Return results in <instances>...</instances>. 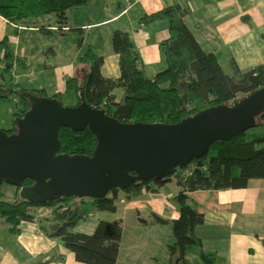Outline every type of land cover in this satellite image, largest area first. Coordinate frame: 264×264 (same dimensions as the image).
<instances>
[{"label":"trees","instance_id":"16d2710c","mask_svg":"<svg viewBox=\"0 0 264 264\" xmlns=\"http://www.w3.org/2000/svg\"><path fill=\"white\" fill-rule=\"evenodd\" d=\"M89 0H0V15L13 23H33L47 15L57 17L58 31L67 27V12L79 8ZM185 11L179 6H168L142 18L144 23L156 20L169 25V38L161 43L165 68L153 78L141 69V57L129 34L120 30L113 33V50L119 55L120 75L117 79L101 74L103 58L91 50L81 57L87 70L81 78L66 81L65 90L75 91L77 104L84 100L89 106L101 109L121 123L177 124L185 118L219 105H232L250 93L264 87V65L248 71L234 66L231 75L223 70L219 59L206 53L184 22ZM48 30V29H47ZM264 39V34L262 35ZM81 44V41H80ZM3 51V52H2ZM14 54L4 40L0 42V61L11 66ZM8 70V69H5ZM15 93L20 110L14 112L15 121L31 107L27 95L47 97L44 90H29L19 84L5 81L0 84V98ZM117 92H122L120 99ZM63 93L53 97L59 101ZM13 133L14 127L5 130ZM61 154L91 156L97 138L89 128L75 132L62 128L59 132ZM175 179L180 190L175 198L180 212L178 220L171 222L174 243L168 252L171 264H190L186 255L193 247H201L195 228L205 222V215L188 202V194L196 191L242 189L252 179H264V111L255 118V126L239 137L209 147L200 159L178 167L164 180L152 179L134 182L125 190H112L102 200L76 197H55L47 202H28L19 197L20 186H14L16 202L0 199V218H4L11 232H17L22 221H33L32 208H47L50 215L41 225L42 231L71 251L82 264H116L119 256L123 228L119 222L100 221L96 231L89 235L76 230L87 215L91 203L97 211L116 212L119 193L129 200L136 199L142 189L150 185L161 187ZM34 185L26 179L23 188ZM160 224H169L159 217ZM207 264L214 255L200 251Z\"/></svg>","mask_w":264,"mask_h":264},{"label":"crops","instance_id":"0c3cea01","mask_svg":"<svg viewBox=\"0 0 264 264\" xmlns=\"http://www.w3.org/2000/svg\"><path fill=\"white\" fill-rule=\"evenodd\" d=\"M168 6H179L185 11L184 22L196 41L206 53L214 54L219 59L226 74L231 75L234 66L248 71L264 65V0H89L79 9L97 15L75 21L72 27L67 24L68 30L63 34L72 29L85 34L111 26L100 44L83 37L81 50L87 45V52L91 50L102 57L101 74L105 78L117 79L120 75V57L113 50L112 37L116 30L127 32L140 54L141 69L147 77L153 78L165 68L160 46L169 38V25L162 20L144 23L142 18ZM49 16L33 23H13L0 15V42L5 40L14 54L11 66L21 68L16 78L32 81L34 46L24 36L41 30L47 35L57 31L58 26L52 24ZM102 37L96 36L95 39ZM49 51L56 58L55 51ZM38 61L44 68L52 67L47 66L43 58ZM0 64L4 70L11 68L4 61H0ZM86 70L87 66L83 63L77 75L72 77L81 78ZM70 73L73 75V71ZM12 76H16L14 70ZM72 77L66 78L63 84L66 85V81ZM29 90L45 91L44 88ZM65 91V87H62L57 93ZM167 186H171L169 193H166ZM179 190L176 180L171 179L161 187L150 185L142 189L134 200H129L120 192L116 204H123L128 210L137 209L138 220L144 224H160L155 220L157 216L169 222L160 225L170 226L180 217L175 200ZM188 195V202L205 215V222L195 228V235L202 243L198 251L192 254L195 260L197 253L201 262L207 264L200 256L203 250L214 255L212 264H264V179H252L242 189L196 191ZM31 212L34 220L22 221L17 232H11L6 222V228L0 229V264H82L58 240L49 238L42 231L41 225L49 217L50 210L35 207ZM93 217L92 213H87L77 224L76 230L91 235L100 221L114 222L108 216ZM122 238L116 264H159L158 254L151 249H122ZM173 243L167 244V249H162L163 264H171L168 247ZM193 252L191 249L186 255L190 264H193L190 257Z\"/></svg>","mask_w":264,"mask_h":264},{"label":"water","instance_id":"95a60500","mask_svg":"<svg viewBox=\"0 0 264 264\" xmlns=\"http://www.w3.org/2000/svg\"><path fill=\"white\" fill-rule=\"evenodd\" d=\"M27 97L31 107L15 121L13 133L0 130V187L20 186L19 197L28 202L58 196L102 200L137 181L167 179L178 167L203 157L210 146L253 128L264 111V87L177 124L121 123L84 100L64 107L53 98ZM62 128H89L98 141L93 154L59 153ZM26 179L34 185L23 188Z\"/></svg>","mask_w":264,"mask_h":264},{"label":"rangeland","instance_id":"374dc122","mask_svg":"<svg viewBox=\"0 0 264 264\" xmlns=\"http://www.w3.org/2000/svg\"><path fill=\"white\" fill-rule=\"evenodd\" d=\"M86 10L79 8H72L68 11V24L69 26H74L75 21L86 20L88 17L96 16L97 14L91 15L89 12L84 14ZM51 17L52 24L58 26L55 15ZM40 26H42L40 24ZM100 29V31L93 30L87 31L85 34L79 33L78 30H70L65 34L55 31L52 34H45L43 30L40 32L31 33L29 36H24L27 41H30L34 46L33 65L34 70L31 78V82L24 78H16L20 75L21 68L17 65L11 66L10 69L4 70L0 68V83L5 81H11L12 83H19L21 86L27 89H42L46 91V95L51 97L57 93L59 88L65 87V79L68 77L76 76L79 67L82 68V62L80 61L81 56L87 52V45L81 50L82 38H86L88 41H97L99 44L105 40V35L109 32V28ZM43 29V27H40ZM103 36L102 38L96 40L95 37ZM102 39V40H101ZM53 49L56 53V58L49 54V50ZM43 58L46 65L51 67L49 69L44 68L43 64H38V59ZM15 72L16 76H12V72ZM60 71L59 73H57ZM73 71V75L70 73ZM46 72V73H45ZM81 74V73H79ZM122 92H117V98L120 99ZM78 98L75 91H65L59 103L64 107H75ZM19 100L15 93H9L6 98H0V130H10L14 127V112L20 110ZM171 186H167L166 193H169ZM15 187L9 184H2L0 187V199L7 202H16L15 197ZM118 209L116 213H108L97 211L93 208L90 203L87 205V212L94 215L93 218H105L111 221H118L123 228V238H122V249H151L153 252L158 254L159 264H163V252L162 249H167V244L174 241V236L172 232V226L170 225H160V224H144L138 220V211L135 208H130L129 210L125 208L126 206L118 203ZM34 209V208H32ZM147 218V217H145ZM1 226L5 229V220L0 218ZM4 224V225H3ZM136 241V243H134ZM198 247H193V253L190 254L191 261L193 264H203L197 255L196 260L192 257L195 252L198 251ZM152 252V253H153Z\"/></svg>","mask_w":264,"mask_h":264},{"label":"built area","instance_id":"2783aa9c","mask_svg":"<svg viewBox=\"0 0 264 264\" xmlns=\"http://www.w3.org/2000/svg\"><path fill=\"white\" fill-rule=\"evenodd\" d=\"M67 30H68L67 27H64V28L62 29V31H67ZM0 67H2L1 64H0Z\"/></svg>","mask_w":264,"mask_h":264}]
</instances>
